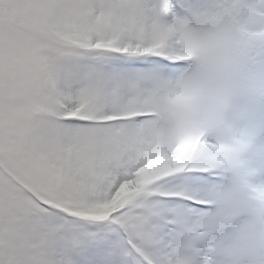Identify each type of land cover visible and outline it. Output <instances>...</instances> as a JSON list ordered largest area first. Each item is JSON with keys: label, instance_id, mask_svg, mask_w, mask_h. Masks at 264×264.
Returning <instances> with one entry per match:
<instances>
[{"label": "snow or ice", "instance_id": "1", "mask_svg": "<svg viewBox=\"0 0 264 264\" xmlns=\"http://www.w3.org/2000/svg\"><path fill=\"white\" fill-rule=\"evenodd\" d=\"M0 264H264V0H0Z\"/></svg>", "mask_w": 264, "mask_h": 264}]
</instances>
